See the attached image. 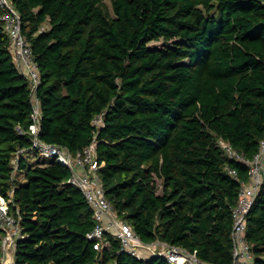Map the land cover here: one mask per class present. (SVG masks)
I'll return each mask as SVG.
<instances>
[{"label":"trees","instance_id":"obj_1","mask_svg":"<svg viewBox=\"0 0 264 264\" xmlns=\"http://www.w3.org/2000/svg\"><path fill=\"white\" fill-rule=\"evenodd\" d=\"M11 1L40 73L41 139L75 153L104 112L96 157L118 215L144 242L232 264V207L248 166L218 140L252 158L264 137V0H110L111 11L103 0ZM31 108L0 20V193L13 189L25 235L14 264H169L120 251L110 234L94 249L92 208L62 164L22 158L15 175L14 153L30 144L16 128H28ZM245 236L264 264V185Z\"/></svg>","mask_w":264,"mask_h":264},{"label":"built area","instance_id":"obj_2","mask_svg":"<svg viewBox=\"0 0 264 264\" xmlns=\"http://www.w3.org/2000/svg\"><path fill=\"white\" fill-rule=\"evenodd\" d=\"M2 13L0 20L10 39V50L13 62L30 84L31 122L26 130L17 127L20 135H28L30 144L18 148L13 157V172L17 174L20 159L36 157L49 161H56L70 171L67 183L78 187L86 203L92 208L94 225L86 232L85 237L93 243V248L100 251L108 245L107 234L119 241L120 251L140 259L148 260L152 256H161L169 264H217L201 260L197 250H188L182 246L165 243L159 239L144 242L133 230L130 223L121 218L114 210L112 204L105 196V190L99 175V162L96 157L97 132L103 126L101 112L93 117L91 124L95 127L93 138L82 150L72 153L67 147L46 142L40 137L41 109L36 89L41 81L39 69L34 60L29 42L21 32V19L11 0H0ZM43 28V27H42ZM223 154L248 166L247 179L241 180L237 192L236 203L232 207L233 224L231 228L232 264H253L254 254L247 242L246 219L260 188L264 185V137L261 139L259 149L252 158L238 153L232 146L218 140ZM226 171L232 177H237L235 169L226 166ZM13 189L7 195L0 193V230L2 238L0 249L2 251L1 264H14L15 242L25 235L21 232V214L16 208L11 210Z\"/></svg>","mask_w":264,"mask_h":264},{"label":"rangeland","instance_id":"obj_3","mask_svg":"<svg viewBox=\"0 0 264 264\" xmlns=\"http://www.w3.org/2000/svg\"><path fill=\"white\" fill-rule=\"evenodd\" d=\"M103 2L107 5L108 9H110V11H111V2H110V0H103ZM148 45L150 47L151 46H160L161 45V42L160 41H151V42H149ZM157 183H158L157 185H159L161 183L159 179H157Z\"/></svg>","mask_w":264,"mask_h":264},{"label":"crops","instance_id":"obj_4","mask_svg":"<svg viewBox=\"0 0 264 264\" xmlns=\"http://www.w3.org/2000/svg\"><path fill=\"white\" fill-rule=\"evenodd\" d=\"M38 159L40 158H36V157H29V159H25L26 163L28 164H34ZM24 173H21L20 176H22Z\"/></svg>","mask_w":264,"mask_h":264}]
</instances>
